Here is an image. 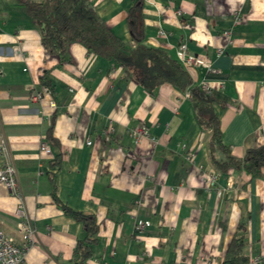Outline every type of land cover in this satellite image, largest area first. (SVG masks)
<instances>
[{"label": "crops", "instance_id": "1", "mask_svg": "<svg viewBox=\"0 0 264 264\" xmlns=\"http://www.w3.org/2000/svg\"><path fill=\"white\" fill-rule=\"evenodd\" d=\"M87 1L134 46L125 23L133 0ZM140 1L144 46L178 62L175 50L184 44L211 68L183 69L220 102L214 110L230 153L241 158L264 145V0ZM66 59L56 67L35 23L14 0H0V142L19 189L7 196L0 186V229L20 246L17 210L33 227L23 264H68L82 235L51 202L52 174L58 200L95 218L86 264H220L238 224L246 264H264V168L253 177L214 170L187 92L161 84L148 93L78 43ZM44 72L52 93L39 84ZM49 128L56 147L46 140ZM137 221L149 225L136 230Z\"/></svg>", "mask_w": 264, "mask_h": 264}, {"label": "trees", "instance_id": "2", "mask_svg": "<svg viewBox=\"0 0 264 264\" xmlns=\"http://www.w3.org/2000/svg\"><path fill=\"white\" fill-rule=\"evenodd\" d=\"M25 16L32 20L40 33V42L48 55L58 59L56 67L68 62L66 52L72 43L80 44L88 54L112 62L121 67L142 89L152 90L167 84L172 88L187 92V98L201 132H207V154L210 165L220 174L232 171L242 172L248 177L259 175L264 168V145L248 148L241 158L230 153L221 139L220 122L214 110L220 102L208 91L195 87L183 67L167 52L143 45L141 1L133 0L125 23L133 47L126 46L95 13L87 0H14ZM47 72L39 77V84L52 93L47 81ZM46 140L51 147L57 146L52 137V129L46 131ZM60 157L49 162L57 168ZM50 199L62 215L81 226L82 235L75 242L68 264H86L92 258L96 244L98 226L91 214L73 211L56 197L54 175L49 176ZM236 235L228 242L220 264H246L243 253L244 229L236 226Z\"/></svg>", "mask_w": 264, "mask_h": 264}, {"label": "built area", "instance_id": "3", "mask_svg": "<svg viewBox=\"0 0 264 264\" xmlns=\"http://www.w3.org/2000/svg\"><path fill=\"white\" fill-rule=\"evenodd\" d=\"M240 22V19L235 18L234 23ZM224 36L228 35V32H223ZM175 56L178 62L182 65L183 68H189L192 66H198L204 70L210 71L211 68L202 63L194 56H188L186 54V46L184 44H180L175 50ZM44 91H47L44 88ZM32 101L40 100V94H35L32 98ZM49 108H54V103L51 101L48 103ZM145 135L144 130H140L138 132V137H142ZM137 138V135L134 136ZM87 145L89 142L86 143ZM40 151L44 153L49 152V148L47 144H40ZM6 154V149L4 147L3 142H0V157L3 158V162L0 167V186L2 187L5 195L7 196H19L18 184L16 181V175L14 172V168L12 164L8 161ZM206 180H210V176H204ZM17 215L19 216V220L15 224V228L18 236L20 237L21 244L20 246H16L13 242V239L7 235H5L0 229V264H23L25 252L29 244L32 242V236L34 234L33 227L27 221V219L22 214L21 210H17ZM148 222L145 221H137L134 225L136 230H143L148 226ZM259 259H254L252 264H258Z\"/></svg>", "mask_w": 264, "mask_h": 264}]
</instances>
